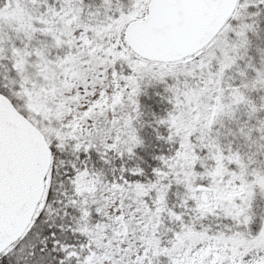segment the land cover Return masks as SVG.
<instances>
[{
	"label": "snow or ice",
	"instance_id": "1",
	"mask_svg": "<svg viewBox=\"0 0 264 264\" xmlns=\"http://www.w3.org/2000/svg\"><path fill=\"white\" fill-rule=\"evenodd\" d=\"M0 264H264V0H0Z\"/></svg>",
	"mask_w": 264,
	"mask_h": 264
}]
</instances>
